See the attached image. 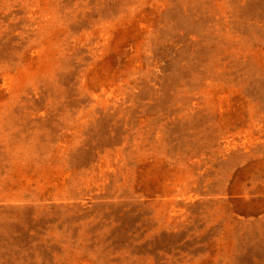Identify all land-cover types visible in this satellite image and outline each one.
Segmentation results:
<instances>
[{
  "label": "rangeland",
  "instance_id": "obj_1",
  "mask_svg": "<svg viewBox=\"0 0 264 264\" xmlns=\"http://www.w3.org/2000/svg\"><path fill=\"white\" fill-rule=\"evenodd\" d=\"M0 264H264V0H0Z\"/></svg>",
  "mask_w": 264,
  "mask_h": 264
}]
</instances>
